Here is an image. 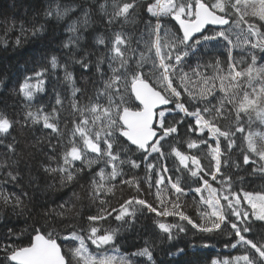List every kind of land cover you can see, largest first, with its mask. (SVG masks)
<instances>
[{"label": "snow or ice", "instance_id": "1", "mask_svg": "<svg viewBox=\"0 0 264 264\" xmlns=\"http://www.w3.org/2000/svg\"><path fill=\"white\" fill-rule=\"evenodd\" d=\"M53 2L45 23L19 25L39 51L14 89L27 106L19 119L0 110V210L31 220L0 240V264H157L164 244L171 245L165 255H188L172 244L181 234H202L205 248L220 239L240 253L213 264H264V191H245L234 171L247 166L250 176L264 177V132L252 130L256 121L264 125V0ZM137 17L139 36L111 31ZM57 26L68 36L51 41ZM219 40L227 52L223 64L214 58L211 75L188 63ZM237 47L246 50L240 59L232 55ZM10 83L0 72V92ZM45 94L53 100L48 111L37 99ZM36 124L50 130L48 153L29 168L13 133ZM234 149L241 155L230 162ZM50 180L62 188L89 182L96 211L79 228L57 230L65 203H37L27 190L37 183L55 189ZM186 197L198 205L199 221L184 210ZM125 232L141 242L122 252Z\"/></svg>", "mask_w": 264, "mask_h": 264}, {"label": "trees", "instance_id": "2", "mask_svg": "<svg viewBox=\"0 0 264 264\" xmlns=\"http://www.w3.org/2000/svg\"><path fill=\"white\" fill-rule=\"evenodd\" d=\"M50 6L53 8L55 7L53 0H0V17L11 26L17 36L20 35L22 37L21 45L19 47L14 46V43L10 45L4 38H0V72L4 74L6 79L11 81L7 94L0 92V110L6 109L9 113L15 112L18 119L23 114L27 105L22 96L15 94L14 89H16L18 81H21L26 74H31V69L36 66L34 59L39 56V51L36 50L32 38L27 37L24 39V34L20 32L19 25L21 22L25 25L37 21H39V23H45L44 13ZM13 22L16 24L15 28H13ZM96 26L100 27L102 31H108L106 26L99 20H97ZM168 28L173 31L175 30L172 28L171 24L168 25ZM121 30L127 32L133 37H137L144 30L143 23L140 17H137L134 23L123 25V29H121L119 22L114 24L111 28V31L113 32ZM67 36L68 33L62 32L60 27L57 26L49 39L55 41L58 37L66 39ZM5 43H7L6 48ZM52 46L56 47L57 45L53 43ZM245 51V48L237 47L233 50L232 55L237 59H240ZM226 52L227 48L224 41H211L200 49L197 56L190 57L188 63L192 67L199 64L204 72L211 75L213 73L211 65L213 64L214 58L218 59L221 64H223L225 60L224 54ZM258 63H264V61L259 60V55ZM205 64L209 66L204 68L203 66ZM185 70L188 71L189 69L186 67ZM57 74L62 76V73ZM86 79L87 77H85V80ZM89 87H91V85H89ZM37 99L40 103H43L46 106L45 111H48V106L53 103L51 95L48 94H45L43 97L38 96ZM81 102L85 103L86 100L82 99ZM32 107L34 110L35 102ZM61 126L63 127V125ZM70 128V124L68 125V128H64L66 134H68ZM252 130L264 132V125H261L259 121H256L252 125ZM48 133H50V130L44 129L41 124L28 125L24 128L17 129V131L13 133V136H16V139L21 145L20 150L23 151L25 159L30 161L29 168H38L39 165L43 163L48 153L47 144L44 139ZM37 141H39V143H37ZM53 143H55V138H53ZM237 144H240L239 139H237ZM0 151H2V149H0ZM195 151L196 150H193V152ZM29 153H31V155H28ZM240 155V152L234 149L231 154L230 162L238 161ZM234 171H238L242 178L239 187H242L245 191H264V177L258 175L250 176L247 172V166L235 169ZM30 174L33 176L36 175L34 171ZM49 183L56 184L57 186L55 189L44 190L46 186L37 183L31 185L27 190L37 203H48L49 207L52 208L56 207V204L51 203L52 200H56L57 204L65 203L66 207L64 216L60 218L63 220V224L56 225L57 230H61L62 228L66 230L69 226L79 228L83 223L86 214L90 211H96L94 203L88 198V191H90V184L88 181L81 180L80 185L75 187L69 186L68 188L60 187L56 181L50 180ZM11 187L12 186L9 185V190H11ZM127 194L128 190L125 188L124 195ZM58 196L62 198L57 199ZM25 203H27V200ZM73 204L74 206H71ZM184 210L191 215L193 219L199 221L198 205L194 203L191 198H184ZM77 212L80 214L79 217L76 216ZM167 220L169 222H174L171 217L167 218ZM28 223H31V220L27 213L23 216H16L8 210H0V240L5 238L9 229L23 231L28 226ZM148 225H150V221L145 219L142 222V225H138L137 232L142 235L141 227ZM115 226L116 225H112V227ZM63 234H65V232H62V235ZM199 235L202 234H197L196 237H193L192 235L184 236L181 234L179 239L172 241V244L186 249L188 255L185 256L165 255V250L171 247V245L164 244L161 249H158L157 264H168L169 260L175 261L176 264H190L191 261H195L196 264H213L214 261L231 259L235 255L240 254L236 250L225 248L220 239L211 241L210 247H202L200 245H202L204 241H201L198 238ZM20 242L27 244L28 237H22ZM140 242L139 236L133 232H125L118 237V246H120L122 252H124L125 249H129L132 244H138ZM191 244H196L197 247L193 248L190 246ZM173 251H175V249H173Z\"/></svg>", "mask_w": 264, "mask_h": 264}, {"label": "rangeland", "instance_id": "3", "mask_svg": "<svg viewBox=\"0 0 264 264\" xmlns=\"http://www.w3.org/2000/svg\"><path fill=\"white\" fill-rule=\"evenodd\" d=\"M16 37L17 34L13 31L11 26L0 17V38H4L10 45H12Z\"/></svg>", "mask_w": 264, "mask_h": 264}]
</instances>
